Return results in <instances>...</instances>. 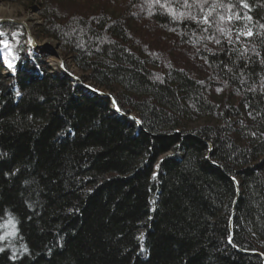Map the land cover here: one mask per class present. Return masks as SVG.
Returning a JSON list of instances; mask_svg holds the SVG:
<instances>
[{
	"label": "trees",
	"instance_id": "trees-1",
	"mask_svg": "<svg viewBox=\"0 0 264 264\" xmlns=\"http://www.w3.org/2000/svg\"><path fill=\"white\" fill-rule=\"evenodd\" d=\"M5 1L142 128L43 56L0 65V264H264L232 245L264 253V0Z\"/></svg>",
	"mask_w": 264,
	"mask_h": 264
},
{
	"label": "rangeland",
	"instance_id": "rangeland-1",
	"mask_svg": "<svg viewBox=\"0 0 264 264\" xmlns=\"http://www.w3.org/2000/svg\"><path fill=\"white\" fill-rule=\"evenodd\" d=\"M5 5L10 6L11 8V15L13 18L19 20L21 18H27L30 15H33L35 19H32V22L36 23L35 28L33 29L34 36L36 38V41L38 44H47L52 46L54 49H56L60 55L63 57L65 66L67 69H69L74 74L82 77L84 75V72L81 71L71 60V58L65 57L64 53L62 52L60 45L58 41L52 37H47L41 34V27L44 23L42 15L40 13V5L38 3L29 4L25 1H5L0 0ZM9 23V22H4ZM16 24V23H15ZM21 25V24H20ZM23 27V26H22ZM24 28V27H23ZM52 41L49 43L48 41ZM21 42L23 45V48L20 50L18 43ZM57 44L59 47H57ZM10 52L12 56V65L10 69H7V71H3L4 76L6 77H13L17 71V66L22 59H24L25 55L28 60L33 61L34 54H38L40 56H43V59L45 60L46 65L49 67V71L55 74L53 71V66L50 64V60L52 58L57 59L56 56H51L48 54V51L39 49H36L35 51L30 47V45L27 42V35L26 30L23 29H15L12 31L10 35H8L5 31H0V57L6 52ZM59 60V59H58ZM3 59H0V65L2 66ZM57 76H62V74H55ZM88 84H91L90 82H87ZM92 85V84H91Z\"/></svg>",
	"mask_w": 264,
	"mask_h": 264
},
{
	"label": "water",
	"instance_id": "water-1",
	"mask_svg": "<svg viewBox=\"0 0 264 264\" xmlns=\"http://www.w3.org/2000/svg\"><path fill=\"white\" fill-rule=\"evenodd\" d=\"M4 22L21 24L26 30L27 42L34 51L36 49H39L40 51L46 50V51H48L49 55L56 56L59 59L57 61V67L59 68L60 74H62V76H66V77L70 78L71 80H73L74 82H76V87L78 88L79 91H81L83 94H95V95L107 98L111 103V109L113 110V112L116 115H120V116L130 118V119L134 120V122L139 126L140 129L142 128V122H141L140 118L135 113H126V112L122 111L118 107L115 97L108 90L101 89L99 87H95L91 84H88L87 82H84L80 76L74 74L69 69H67V67L65 66L63 57L60 55V53L56 49H54L52 46L47 45V44H42V45L38 44L37 41L35 40L36 38L34 36L33 31L30 30V28L27 26L25 21L17 20L15 18H1L0 17V24L4 23ZM57 47H59L58 44H57ZM176 134H180V131H177ZM208 145H209V153L207 155V158L213 164H215L211 160V151L213 149V145H212V143H208ZM232 180H233L235 187H236V197H235V200L233 202L232 215L230 217V222H229V229H230L231 233L233 232L235 207L237 205V202H238L240 194H241V186H240L239 180L237 178H234V177ZM232 245L239 252L245 253V254H250V255H257L264 261V253H262L260 251H255V250H244V249L234 245V243H232Z\"/></svg>",
	"mask_w": 264,
	"mask_h": 264
},
{
	"label": "bare ground",
	"instance_id": "bare-ground-1",
	"mask_svg": "<svg viewBox=\"0 0 264 264\" xmlns=\"http://www.w3.org/2000/svg\"><path fill=\"white\" fill-rule=\"evenodd\" d=\"M11 8L10 6L8 5H5L3 2L0 1V17L1 18H13L12 15H11ZM32 19H35L33 15H30L29 17L27 18H21L19 20H23L26 22L27 26L30 28V30L33 31V29L35 28L36 26V23L35 22H32L31 20ZM36 40V39H35ZM49 43H51L52 41H48ZM0 59H3V64L4 66H7L9 67V69L11 68V65H12V56H11V53L6 51L2 57H0ZM57 61H58V58L55 59V58H52L50 60V64L51 66H53V69H54V73L55 74H60V71H59V68L57 67ZM2 64V65H3Z\"/></svg>",
	"mask_w": 264,
	"mask_h": 264
},
{
	"label": "snow or ice",
	"instance_id": "snow-or-ice-1",
	"mask_svg": "<svg viewBox=\"0 0 264 264\" xmlns=\"http://www.w3.org/2000/svg\"><path fill=\"white\" fill-rule=\"evenodd\" d=\"M245 7H247V4L244 5ZM205 21L207 22V16L204 18ZM221 19H223V17H221ZM229 19H231V17H229ZM247 35H252V33L249 31L248 33H246ZM3 237H0V239H2ZM142 238V236H141Z\"/></svg>",
	"mask_w": 264,
	"mask_h": 264
}]
</instances>
